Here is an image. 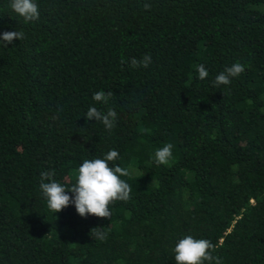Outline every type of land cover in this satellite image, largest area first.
Masks as SVG:
<instances>
[{"label": "trees", "instance_id": "16d2710c", "mask_svg": "<svg viewBox=\"0 0 264 264\" xmlns=\"http://www.w3.org/2000/svg\"><path fill=\"white\" fill-rule=\"evenodd\" d=\"M36 3L25 22L0 0V34H25L0 42V264H176L186 235L222 264H264V0ZM145 54L148 67H130ZM235 63L246 70L215 87ZM101 90L114 93L106 105ZM91 106L117 112L111 131L87 120ZM113 149L131 198L111 218L74 204L54 214L41 173L70 188Z\"/></svg>", "mask_w": 264, "mask_h": 264}, {"label": "clouds", "instance_id": "9594fccd", "mask_svg": "<svg viewBox=\"0 0 264 264\" xmlns=\"http://www.w3.org/2000/svg\"><path fill=\"white\" fill-rule=\"evenodd\" d=\"M11 9L22 17L25 22L38 21L40 17L39 7L36 0H10ZM149 5H145L147 9ZM15 39L20 41L25 39V34L21 31H4L0 34V42L5 46L11 44ZM151 62V56L145 54L142 59L131 58L130 67H148ZM245 66L235 63L226 67L224 71L216 75L213 84L215 87L220 85H229L231 79L239 76L245 71ZM199 79L208 77L207 68L200 64L197 67ZM114 96L112 91H97L93 94V100L100 104H108ZM86 118L89 121L96 120L103 123L106 129L111 131L117 121V112L108 108L106 112L98 110L91 106L87 110ZM173 145L165 144L155 151L154 159L158 165H168L173 157ZM118 150H109L103 158L94 160H84L77 171L76 183L70 188L66 187L54 179L49 172L41 173L40 189L47 198V205L55 213L62 211L70 204H74L79 215L87 216L89 214L101 218H111L109 205L116 201H128L132 191L131 186L121 176H129L128 169L118 164L110 166L109 162L116 161L119 158ZM143 175V174H142ZM141 175V176H142ZM50 182H44V181ZM68 189L73 195H69ZM95 238L104 240L106 234L96 232ZM216 246L208 239H195L192 235H186L176 243L175 261L176 264H205V261L215 264H222L218 256H214Z\"/></svg>", "mask_w": 264, "mask_h": 264}, {"label": "rangeland", "instance_id": "374dc122", "mask_svg": "<svg viewBox=\"0 0 264 264\" xmlns=\"http://www.w3.org/2000/svg\"><path fill=\"white\" fill-rule=\"evenodd\" d=\"M35 203H38V200H36V202Z\"/></svg>", "mask_w": 264, "mask_h": 264}]
</instances>
